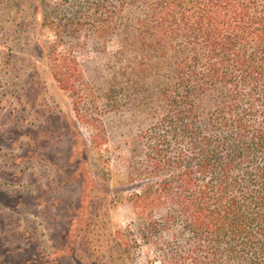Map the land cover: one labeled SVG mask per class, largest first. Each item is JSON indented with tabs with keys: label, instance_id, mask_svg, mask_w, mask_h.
Returning <instances> with one entry per match:
<instances>
[{
	"label": "rangeland",
	"instance_id": "obj_1",
	"mask_svg": "<svg viewBox=\"0 0 264 264\" xmlns=\"http://www.w3.org/2000/svg\"><path fill=\"white\" fill-rule=\"evenodd\" d=\"M105 1L117 32L91 7ZM143 12L131 0H0V264H160L128 235L141 187L132 151L160 98L145 65L158 57L132 30ZM54 24L68 32L58 50L75 53L87 81V123L49 69Z\"/></svg>",
	"mask_w": 264,
	"mask_h": 264
},
{
	"label": "trees",
	"instance_id": "obj_2",
	"mask_svg": "<svg viewBox=\"0 0 264 264\" xmlns=\"http://www.w3.org/2000/svg\"><path fill=\"white\" fill-rule=\"evenodd\" d=\"M139 2L132 30L146 58L158 57L145 65L160 98L132 151L130 181L141 187L129 238L160 264H264V0ZM91 7L102 25L108 2ZM58 27L49 69L87 123L88 84L75 53L58 50L68 38Z\"/></svg>",
	"mask_w": 264,
	"mask_h": 264
}]
</instances>
